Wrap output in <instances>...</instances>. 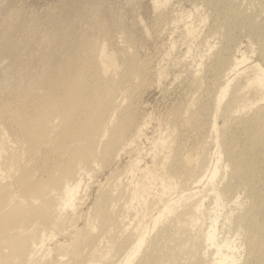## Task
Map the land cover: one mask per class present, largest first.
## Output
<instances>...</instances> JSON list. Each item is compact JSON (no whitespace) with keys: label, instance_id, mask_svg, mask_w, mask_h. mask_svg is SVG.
Returning a JSON list of instances; mask_svg holds the SVG:
<instances>
[{"label":"rangeland","instance_id":"374dc122","mask_svg":"<svg viewBox=\"0 0 264 264\" xmlns=\"http://www.w3.org/2000/svg\"><path fill=\"white\" fill-rule=\"evenodd\" d=\"M100 46L121 63L118 75L125 89L119 98L129 99L134 125L126 130L123 152L110 155L91 176L81 175L74 228L66 226L54 239L68 240L75 227L96 223L91 209L98 194L120 179L128 196L136 183L148 186L143 195L148 208L142 211L134 200L115 202L119 230L124 225L151 228L161 203L177 199L175 213L199 195L189 196L196 189L207 190L200 230L220 214L218 237L236 238L239 264H264V100L258 87L247 85L257 73L255 65L264 69V0H0V99L26 104L45 92L50 93L46 98L55 97L61 67L72 77L73 67L78 68L84 84H91L93 77L100 78ZM242 55L247 60L236 66ZM226 79H232L230 88L216 112L213 101ZM20 112L0 118L11 142H24L14 118ZM215 113L216 130L211 123ZM24 146V162L35 176L44 177L59 159L44 144L35 153ZM216 148L224 170L214 182L222 196L218 212L206 181ZM137 158L154 180L128 166ZM162 185L168 189L164 194ZM183 223L187 235L198 228ZM179 226L161 220L149 232L147 240L158 236L157 259L174 237L189 238L178 235ZM119 230L121 250L127 231ZM115 253L89 264H119L120 253Z\"/></svg>","mask_w":264,"mask_h":264},{"label":"bare ground","instance_id":"6f19581e","mask_svg":"<svg viewBox=\"0 0 264 264\" xmlns=\"http://www.w3.org/2000/svg\"><path fill=\"white\" fill-rule=\"evenodd\" d=\"M97 56L100 78L96 74L97 79L93 77L95 80L91 84H84L78 68L73 67L75 75L72 77L61 67L57 81L60 92L55 97L46 98L45 95L50 93L45 92L27 99L26 104L20 99H16V102L0 99V118L22 109L14 118L18 121L19 132L24 141L11 142L10 139H5L4 128L0 125V264H89L113 253L115 255V252L120 253L119 264H181L182 258H187L188 264H239L240 245L235 244L236 238L218 237L221 233L217 226L220 214L214 213L206 227L200 230L203 222L201 207L207 190L196 189L189 196L197 193L199 195L183 204L175 213L179 203L177 199L161 203L157 214L151 219V228H129L124 225L119 230V210H113L114 206L120 203V199L124 203L134 200L142 211L145 210L148 207L143 195L148 186L143 182L136 183L128 196L124 194L120 179H117L107 191H99L91 209L96 223L75 227L68 240L54 239L56 234L62 233L67 229L66 226L71 227L74 223L73 209L79 198L83 179L81 175L91 176L96 166L106 162L110 155L124 150L128 144L125 134L133 122L130 111L132 105L129 99L119 98L124 82L118 75L121 63L115 53L106 50L104 46L97 49ZM246 60V56L242 55L235 64L240 66ZM123 63L129 64L130 68L134 66L130 61ZM255 69L257 73L247 80V85L258 87L263 93L260 99L264 100V69L259 65H255ZM231 81L232 79H226L215 96L213 105L216 112L230 88ZM211 123L216 130V113ZM136 127L137 131L141 130ZM43 144L47 146L49 153L57 156L59 153V159L51 163L44 177H39L25 164L20 147L24 146L27 151L35 153ZM220 151L216 148L215 160L207 169L206 175V181L211 184L213 191L211 198L214 212L219 211L222 198L214 184L215 179H221L224 172L218 164ZM137 160L138 158L130 161L128 166L132 170H140L143 179L154 180L155 176L150 173L148 166H140ZM161 189L162 194L168 190L164 185ZM169 214H173V217L168 220ZM161 220L180 223L179 228H176L178 235L186 234L184 221L191 222L198 228L193 233L186 234L189 238L179 237L178 241L174 237L173 243L166 245L162 249L161 258L157 259L153 252L158 250V236L150 240L147 238ZM105 225L113 229L104 228ZM115 228L117 232L127 231L125 249L119 250L121 246L117 243V232H110ZM99 236L101 239L106 237L102 245ZM142 248L144 251L141 253ZM52 253L55 256L50 257Z\"/></svg>","mask_w":264,"mask_h":264}]
</instances>
